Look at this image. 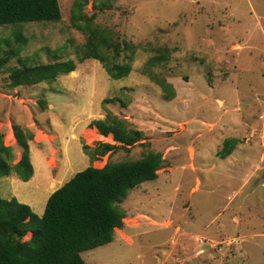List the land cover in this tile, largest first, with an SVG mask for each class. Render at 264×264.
<instances>
[{"label":"rangeland","instance_id":"rangeland-1","mask_svg":"<svg viewBox=\"0 0 264 264\" xmlns=\"http://www.w3.org/2000/svg\"><path fill=\"white\" fill-rule=\"evenodd\" d=\"M75 1L59 0L58 23L0 27V39L25 41L0 65V134L18 162L14 126L34 133L35 170L28 183L0 179L1 196L41 217L50 196L88 167L160 153L158 179L129 193L119 205L124 228L113 243L83 253L85 262L264 264V0H89L81 12ZM73 16L118 45L117 63L132 61L128 78L113 80L94 59L79 63L90 33L76 29ZM158 56L152 70L173 86L171 100L142 74ZM19 59L30 66L73 59L77 69L11 89ZM114 98L120 102L103 103ZM108 111L142 131L145 145L92 162L85 145L114 144L90 127ZM229 139L238 143L221 159Z\"/></svg>","mask_w":264,"mask_h":264},{"label":"trees","instance_id":"trees-1","mask_svg":"<svg viewBox=\"0 0 264 264\" xmlns=\"http://www.w3.org/2000/svg\"><path fill=\"white\" fill-rule=\"evenodd\" d=\"M88 2L76 0L75 11L81 12ZM80 17L73 16L74 27L90 35L78 57L79 63L94 59L105 66L113 80L128 78L132 72V61L117 63L120 55L118 45L104 31L92 28L90 23L86 22L85 26L79 24L76 19ZM61 20L59 0H0V27L58 23ZM14 35L15 39H0L1 66L19 56L23 49L25 41L22 35ZM110 48L113 49L112 56ZM162 59L158 56L150 60L142 74L162 90L166 100H171L176 96L173 86L152 70ZM19 62V67L13 69L10 75L11 89L50 83L77 69L73 59L36 66H30L21 59ZM112 102L120 100L106 99L103 103ZM90 127L96 128L101 137L112 135L114 140V144L97 142L94 147L85 145L84 153L92 162L110 153L130 151L138 145H145L142 143L145 141L142 131L132 128L127 120L109 111L105 119L93 121ZM14 132L23 154L15 162L14 149L5 145L0 134V179L15 175L20 181L28 183L35 173L30 157L34 133L20 126H14ZM237 143L236 139L227 140L219 157L228 158ZM164 164L162 154L150 152L136 161L107 163L101 169L90 166L50 196L41 217L17 198L8 200L0 194V264H87L83 253L113 243L116 230L124 228L126 213L119 205L136 187L157 180ZM28 234H31L30 240L23 241Z\"/></svg>","mask_w":264,"mask_h":264},{"label":"bare ground","instance_id":"bare-ground-1","mask_svg":"<svg viewBox=\"0 0 264 264\" xmlns=\"http://www.w3.org/2000/svg\"><path fill=\"white\" fill-rule=\"evenodd\" d=\"M73 73H75V72H73Z\"/></svg>","mask_w":264,"mask_h":264}]
</instances>
